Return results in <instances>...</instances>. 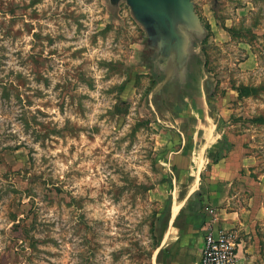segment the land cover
Returning a JSON list of instances; mask_svg holds the SVG:
<instances>
[{
  "label": "rangeland",
  "instance_id": "374dc122",
  "mask_svg": "<svg viewBox=\"0 0 264 264\" xmlns=\"http://www.w3.org/2000/svg\"><path fill=\"white\" fill-rule=\"evenodd\" d=\"M189 1L203 26L210 9L222 22L236 5L252 7L236 24L252 27L254 70L238 65L243 45L209 24L204 54L196 47L203 71L195 66L192 89L177 90L161 62L168 31L146 0H0V264H151L170 171L181 186L193 180L161 162L182 131L177 103L208 106L199 125L216 124L221 141L230 133L251 149L259 160L241 174L257 179L264 0ZM240 85L255 94L238 98ZM252 193L263 201L255 226L228 231L235 247L244 238L250 264H264V185Z\"/></svg>",
  "mask_w": 264,
  "mask_h": 264
},
{
  "label": "crops",
  "instance_id": "0c3cea01",
  "mask_svg": "<svg viewBox=\"0 0 264 264\" xmlns=\"http://www.w3.org/2000/svg\"><path fill=\"white\" fill-rule=\"evenodd\" d=\"M251 8L244 4L236 5L231 13L232 16H224L222 22L219 21L220 18L217 17L215 10L210 9V15L206 13L209 22L205 23L211 24L217 31L220 30L224 41H236L243 45L246 50L245 57L238 65L244 71L254 70L257 66L256 54L251 50L252 40L249 41L244 36H233L229 29L246 27L251 30V25L247 26L243 21L236 24L237 21L242 20L241 18L244 19ZM180 14L170 15L178 39L172 41L175 46L161 48V62L163 71L167 76L169 74L172 76L171 82L179 84V86L175 85L177 90L189 91L194 82L195 66L201 71L204 68L205 61L196 57V47L199 46L204 54L205 49L202 44L206 38L202 40V35L207 26L205 24L204 28L202 19L196 13L192 17H184ZM204 78L205 76L200 78L201 81H204ZM189 94L193 93L187 94L191 97ZM167 95L171 99L177 93ZM186 106L184 108L177 103L174 108V112L178 114L177 121L182 124L180 129L182 131H179V137L174 140L175 146L161 155V162L166 165L172 164L179 178L193 176V180L191 185L181 186L180 179L170 171L172 176L169 175L167 218L160 239L152 250L151 264H200L204 234L208 229L226 228L235 233L242 231L248 233L255 226L263 209L262 195L253 194L252 189L256 184L264 185V169L259 171L256 180L248 178L245 180L244 175L241 174L242 169L245 172L255 166L254 164L259 160L257 155L251 149L242 148L230 133L228 137L225 136L227 139L221 141L220 135H217L218 125L213 124L212 127L205 126V123L199 125L202 118L205 121L210 117L208 106L195 103ZM198 137L203 140H199ZM251 139L252 135L248 139L250 146ZM223 146L229 147L226 152ZM216 157L218 158L214 161ZM210 160L212 164L206 178L204 166ZM238 176H241L239 180L246 182L247 185L238 182ZM210 177L216 180H210ZM200 184L203 187L198 191L197 187ZM174 204L177 205L175 212L172 211ZM235 238L236 264H250L252 258L248 253L250 247L246 246L244 238Z\"/></svg>",
  "mask_w": 264,
  "mask_h": 264
},
{
  "label": "built area",
  "instance_id": "2783aa9c",
  "mask_svg": "<svg viewBox=\"0 0 264 264\" xmlns=\"http://www.w3.org/2000/svg\"><path fill=\"white\" fill-rule=\"evenodd\" d=\"M200 264H236V247L226 228L205 232Z\"/></svg>",
  "mask_w": 264,
  "mask_h": 264
},
{
  "label": "water",
  "instance_id": "95a60500",
  "mask_svg": "<svg viewBox=\"0 0 264 264\" xmlns=\"http://www.w3.org/2000/svg\"><path fill=\"white\" fill-rule=\"evenodd\" d=\"M146 2L152 7V12L158 18L160 24L164 23L165 29L168 31L167 37L162 40L163 43L160 45V49L164 46L165 48H170L172 45L175 46L172 41H176L178 38L173 30V23L170 19V15L181 13L180 15L184 17L194 16L192 3L189 0H146ZM167 51L170 53L168 49Z\"/></svg>",
  "mask_w": 264,
  "mask_h": 264
},
{
  "label": "trees",
  "instance_id": "16d2710c",
  "mask_svg": "<svg viewBox=\"0 0 264 264\" xmlns=\"http://www.w3.org/2000/svg\"><path fill=\"white\" fill-rule=\"evenodd\" d=\"M206 26L208 27L207 24H206ZM229 30L233 36H238V37L244 36V38H247V40H249V41H251L253 39V37H255V35L251 33V30L249 28H246V27H239V28H232V29L230 28ZM253 94H255L254 87H251L249 85H240L238 88V91H237V97L238 98H241L242 96H250ZM166 218H167V211H166L165 219L163 222L162 231L165 227Z\"/></svg>",
  "mask_w": 264,
  "mask_h": 264
},
{
  "label": "bare ground",
  "instance_id": "6f19581e",
  "mask_svg": "<svg viewBox=\"0 0 264 264\" xmlns=\"http://www.w3.org/2000/svg\"><path fill=\"white\" fill-rule=\"evenodd\" d=\"M211 134H212V133H211ZM198 164H199V163H198ZM190 190H191V189H190ZM181 200H182V199H180V202H181ZM173 203H174V202H173ZM177 203H178V202H177ZM176 209H177V205H176V204H174V205H173V210H172V211H173V212H175V211H176ZM167 228H168V227H167Z\"/></svg>",
  "mask_w": 264,
  "mask_h": 264
}]
</instances>
